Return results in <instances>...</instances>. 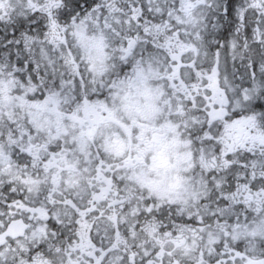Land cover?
<instances>
[{
  "label": "snow or ice",
  "instance_id": "1",
  "mask_svg": "<svg viewBox=\"0 0 264 264\" xmlns=\"http://www.w3.org/2000/svg\"><path fill=\"white\" fill-rule=\"evenodd\" d=\"M0 264H264V0H0Z\"/></svg>",
  "mask_w": 264,
  "mask_h": 264
}]
</instances>
